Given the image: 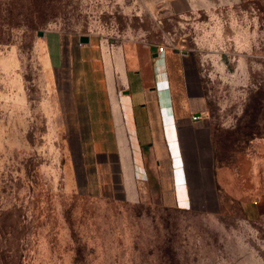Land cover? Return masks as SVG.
I'll list each match as a JSON object with an SVG mask.
<instances>
[{
	"label": "rangeland",
	"instance_id": "obj_1",
	"mask_svg": "<svg viewBox=\"0 0 264 264\" xmlns=\"http://www.w3.org/2000/svg\"><path fill=\"white\" fill-rule=\"evenodd\" d=\"M83 34L194 54L186 204L86 143ZM0 264H264V0H0Z\"/></svg>",
	"mask_w": 264,
	"mask_h": 264
},
{
	"label": "crops",
	"instance_id": "obj_2",
	"mask_svg": "<svg viewBox=\"0 0 264 264\" xmlns=\"http://www.w3.org/2000/svg\"><path fill=\"white\" fill-rule=\"evenodd\" d=\"M86 36L87 43L78 45L77 40L74 44L77 67L83 71L86 130L91 133L86 143L107 147L102 154L97 153L107 162L123 160L124 165H121L130 187L136 178L132 175L131 158L133 160V154L138 157V148L143 146L148 158L155 157L154 165L161 180L165 173L163 164L168 168L165 174L168 185L161 188L169 199L177 206L186 204L188 167L196 166L197 157L211 155V145L206 138L202 139L204 143L189 141L190 131L203 127L194 54L178 47H165L159 53L153 44L124 42L118 45ZM192 115L197 117L192 119ZM120 143L124 144V151L118 154L117 149H122ZM131 145L135 148L133 153ZM110 148L113 151H109ZM142 165H136L140 174L145 171Z\"/></svg>",
	"mask_w": 264,
	"mask_h": 264
},
{
	"label": "water",
	"instance_id": "obj_3",
	"mask_svg": "<svg viewBox=\"0 0 264 264\" xmlns=\"http://www.w3.org/2000/svg\"><path fill=\"white\" fill-rule=\"evenodd\" d=\"M88 37L86 35H79L78 36V42L79 43H87Z\"/></svg>",
	"mask_w": 264,
	"mask_h": 264
},
{
	"label": "built area",
	"instance_id": "obj_4",
	"mask_svg": "<svg viewBox=\"0 0 264 264\" xmlns=\"http://www.w3.org/2000/svg\"><path fill=\"white\" fill-rule=\"evenodd\" d=\"M78 45L80 44L79 42L77 43ZM156 51L157 52H159V53H161L162 51H163V47L162 46H158L157 48H156ZM197 116H195V115H192V119H195Z\"/></svg>",
	"mask_w": 264,
	"mask_h": 264
}]
</instances>
